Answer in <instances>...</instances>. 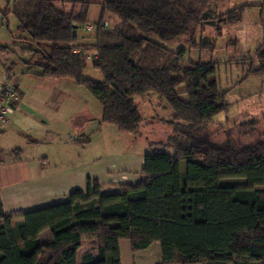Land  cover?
Returning <instances> with one entry per match:
<instances>
[{
    "label": "trees",
    "instance_id": "trees-1",
    "mask_svg": "<svg viewBox=\"0 0 264 264\" xmlns=\"http://www.w3.org/2000/svg\"><path fill=\"white\" fill-rule=\"evenodd\" d=\"M212 1L101 0L92 45L97 60L91 62L100 70L101 82L83 77L85 61L73 52L91 49L77 34L84 29L91 1L13 4L17 29L34 44L50 46L35 51V76L84 86L101 104L100 122L121 133L139 131L142 117L135 97L164 100L173 119L165 141L151 144L144 153L137 184L102 193L97 181L88 178L85 188H75L65 202L26 211L19 218L5 216L0 202V264H78L83 239L91 246L81 253L80 264H121V239L132 251L157 241L161 264H264V188H256L264 184V135L258 134L256 142L245 141L256 133L258 120L221 126L225 139L212 142L213 117L228 108L215 63H185L183 49L167 47L187 37L191 47L214 49V41L194 42ZM65 3L81 8L66 13ZM254 6L264 12V3L241 4L222 12L219 21L239 23L245 9ZM1 12L5 16L8 10ZM106 13L120 20L112 30L104 25ZM9 51L0 44V53ZM256 60L257 67L251 63L242 80L264 75V48L258 49ZM11 153L18 158L20 150ZM230 178H241L244 184L222 183ZM43 229L50 236L40 242Z\"/></svg>",
    "mask_w": 264,
    "mask_h": 264
},
{
    "label": "rangeland",
    "instance_id": "rangeland-1",
    "mask_svg": "<svg viewBox=\"0 0 264 264\" xmlns=\"http://www.w3.org/2000/svg\"><path fill=\"white\" fill-rule=\"evenodd\" d=\"M19 1L0 0V44L8 45L11 49L6 56H0V84L8 81L6 69L11 67V81L8 82L17 85L24 101L34 102L41 95L58 96V101L54 102V105L58 106L55 119L59 124L57 127L59 133L73 128L74 115L72 114L74 111L89 112L92 118L90 121L92 130L88 131L91 132V140L85 149H80L82 154L80 165L89 168L98 176L105 175L104 171L114 168L117 170L114 172L115 175L121 173L116 180V187L127 184L125 178H122L124 177L121 172L122 168L136 164L137 159L151 144L154 146V144L165 141L171 131L169 122L173 119V111L164 100L157 96L146 99L135 97L142 117L139 131L136 134L121 133L114 125L100 122L101 104L84 86H79L70 79L37 78L33 74L39 71L33 63L36 58L34 53L36 50L49 49L50 46L47 43L34 44L24 32L17 29V20L10 9L14 3ZM90 1L84 24H96L100 20L101 0ZM259 3H262V0H215L209 3L202 15V25L201 28H197L194 42L198 44L202 41H214L215 45L212 50L191 47L192 42L187 40V37H182L167 45L170 51L178 52L183 49L185 63H215V78L219 89L227 91L225 102L228 108L225 112L214 116L209 126L211 132L209 138L214 143L225 139L221 126H232L235 123L249 121L251 118L258 120L256 133L252 137H247L245 141L256 142L259 140L258 134L264 135V75L250 74L242 80L251 63L257 67L258 49L264 48V12L260 13V8L254 6L245 9L242 21L239 23L228 25L219 21V15L228 9L241 4L256 5ZM80 8L79 4L74 6L71 3H65L63 5L66 13H71L73 10L78 12ZM5 9L8 12L3 16L1 11ZM103 20L107 22L109 30L114 29L120 23L116 16L109 13L103 16ZM77 34L92 49L95 41V28L92 31H86L81 27L77 30ZM83 77L95 82H101L103 79L100 70L90 62H85ZM182 97L185 98V95ZM58 147L48 145L40 149L47 153L54 152ZM181 165L184 166V162ZM222 183L243 185L244 180L230 178L222 180ZM256 188H264V184ZM82 241L83 247L91 245L89 240L83 239ZM122 260L123 264H161L160 245L155 241L145 249L133 251L131 248L123 247Z\"/></svg>",
    "mask_w": 264,
    "mask_h": 264
},
{
    "label": "crops",
    "instance_id": "crops-1",
    "mask_svg": "<svg viewBox=\"0 0 264 264\" xmlns=\"http://www.w3.org/2000/svg\"><path fill=\"white\" fill-rule=\"evenodd\" d=\"M7 54L0 53V56ZM6 70L7 80L11 81V67ZM8 81L1 83L0 87L11 83ZM13 85L18 97L8 111L6 121L0 123V202L3 214L17 217L26 211L65 202L75 188H85L88 178L99 183L102 193L116 191V180L121 175V173L115 175L116 169L106 170L105 175L98 176L89 168L80 165L82 155L80 149H85L91 140V132H88L92 130L91 114L86 110L74 111L73 128L59 133L57 128L59 124L55 119L58 106L54 105L59 97L41 95L34 102L24 101L17 85ZM71 124L68 125L69 128ZM81 134L87 136L89 141L79 143L77 139ZM16 138H20L21 141ZM48 145L59 147L54 152L47 153L40 149ZM14 149L20 150L18 158L11 153ZM143 155L137 159L136 164L122 168L121 172L124 174L122 178H125V183L137 184L141 180ZM49 236L50 231L43 229L38 234V240L42 242ZM82 243L83 241L77 250L78 264L81 253L91 246L83 247ZM123 247L130 248L126 239L119 240L121 264H123Z\"/></svg>",
    "mask_w": 264,
    "mask_h": 264
},
{
    "label": "built area",
    "instance_id": "built-area-1",
    "mask_svg": "<svg viewBox=\"0 0 264 264\" xmlns=\"http://www.w3.org/2000/svg\"><path fill=\"white\" fill-rule=\"evenodd\" d=\"M107 23H104L106 25ZM95 24H85L84 30L92 31L95 28ZM74 54L85 62H94L97 60V51L95 49L80 50L78 48L73 50ZM16 88L13 84L8 83L0 89V123L6 121V116L9 110L12 108L13 102L17 99Z\"/></svg>",
    "mask_w": 264,
    "mask_h": 264
}]
</instances>
